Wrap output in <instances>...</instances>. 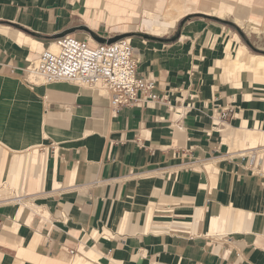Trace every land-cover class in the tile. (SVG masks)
I'll return each instance as SVG.
<instances>
[{"label":"crops","instance_id":"1","mask_svg":"<svg viewBox=\"0 0 264 264\" xmlns=\"http://www.w3.org/2000/svg\"><path fill=\"white\" fill-rule=\"evenodd\" d=\"M138 4L151 13L158 6ZM198 7L168 0L161 14L183 10L180 22ZM218 7L220 19L232 10L226 0ZM240 10L232 21L256 29L250 8ZM82 11L78 0H0V264H264V170L213 126L214 112L231 108L227 124L264 128V99L239 100L256 96L252 86L233 92L218 56L179 39L136 52L139 72L156 82L157 100L142 107L113 115L104 91L29 86L32 41L77 28ZM27 151L39 180L30 171L16 196L8 171L13 154ZM20 203L31 206L18 213ZM173 223L187 230H162Z\"/></svg>","mask_w":264,"mask_h":264},{"label":"bare ground","instance_id":"2","mask_svg":"<svg viewBox=\"0 0 264 264\" xmlns=\"http://www.w3.org/2000/svg\"><path fill=\"white\" fill-rule=\"evenodd\" d=\"M69 1L71 3L74 2V0H69ZM78 2L83 6V11L82 13H80L79 17L84 22L85 28L89 31L94 32L96 27L100 25L101 26L105 25L109 33L112 35V36H109V38H114V39L119 38L120 36H123L125 34L136 33V31L131 30L132 24H139L141 26V30L146 31L143 33L147 35L149 34V35L161 37V36L172 34L176 29L177 23L179 22L181 15L184 13L183 10H179L177 12L168 11L165 14H159V15L153 14L151 12H148L142 9L140 5L138 4V0H78ZM233 22L236 26L244 30L247 36L250 35L252 32H256V29L246 26L245 22L239 19H233ZM2 29L4 32L5 31L4 28ZM197 31L205 33V29L200 28V27H197ZM79 32L80 34H83L84 36L83 39L88 40L90 45L92 46L96 45L97 41L92 35H90V33L86 31H79ZM72 36H76V35H72ZM239 38L240 37H238V35L234 33L233 40L232 41L230 40L224 43V54H223V57L220 58V61L218 62L219 70L224 75L225 81L230 85L231 89H235V90L242 89V84H244V82L247 83L245 87H248V86L264 87V55L251 54L250 52H248L247 48L241 43ZM125 39L128 41V43L133 48V50H136L138 47L139 49H141L143 44L146 43L145 41L138 39L134 36H127ZM188 39L189 37L184 33V34H181L179 38V42L180 44L187 46ZM205 40H208V39L205 38ZM131 43H133V46L131 45ZM35 49H38V52H40L41 50H46V49H49V51H54L53 42L51 40L32 41V50H35ZM194 49H195V53L197 52L205 53V50L202 48V46L198 45ZM145 50H148V49H145ZM36 61H37V58L33 59L32 64L34 65ZM255 95L256 96L251 95V94H245L244 96L242 95L239 100L241 99L242 101L251 100L253 98H256L257 96L260 99H264V94L262 93L255 94ZM261 124L262 123H260L259 121L255 122L254 124L255 128L251 129L247 127V121L241 120L240 124L237 126H234L233 124L232 125L223 124V126H220L219 129L224 135L227 136V138L225 137L226 140L229 137L235 138V140L238 141V143H241V150H243L242 148H246L247 151L245 153L242 152L244 153L243 156L245 154L246 156L250 155L253 152L261 153L260 161H257L256 165L261 164V167L264 170V128L261 127ZM228 142L230 141L228 140ZM238 145H236V147ZM239 147L240 146H238V148ZM238 150H240V148ZM13 155H14V159L11 161V165H10L11 171H8L9 173L11 172V175L9 173L8 174L12 178L11 183L16 189V194H17L16 196H20L24 193L21 188L27 176L29 175L30 171L33 172V175L37 178V180H39L38 170L35 166L36 162L31 157L29 151L22 152L20 154H13ZM5 158H6V153L0 144V165L4 164ZM211 165H213V163H208V166H211ZM9 177H8V180H9ZM25 206H31V204L30 203H20L19 211L17 212L20 213L24 209ZM229 215L232 218L233 212L231 211ZM245 216L246 215L242 213L241 211H237L236 220H240V219L243 220ZM149 217L150 216H148L147 221H145V229H144L145 232L149 230V224H148ZM124 220L125 219H123V221ZM131 226H134V225L131 224ZM120 229H121V226H120ZM93 258H94V255H93Z\"/></svg>","mask_w":264,"mask_h":264},{"label":"built area","instance_id":"3","mask_svg":"<svg viewBox=\"0 0 264 264\" xmlns=\"http://www.w3.org/2000/svg\"><path fill=\"white\" fill-rule=\"evenodd\" d=\"M97 39L105 42H97L92 46L88 40L67 34L51 38L54 51L43 50L38 54L36 63L33 65L30 62L26 67L27 84L35 87L66 82L104 91L113 115L123 107H142L156 101L157 95L153 93L156 88L155 79L139 72L138 59L128 41L119 37L114 42L107 43L109 35H95V40ZM191 108L192 105H186L178 114L183 117ZM232 117L231 108L216 110L213 126L219 128ZM247 160L250 166L257 168L256 162L260 161V154L253 152L247 155ZM162 230L174 234L187 229L173 223Z\"/></svg>","mask_w":264,"mask_h":264},{"label":"rangeland","instance_id":"4","mask_svg":"<svg viewBox=\"0 0 264 264\" xmlns=\"http://www.w3.org/2000/svg\"><path fill=\"white\" fill-rule=\"evenodd\" d=\"M145 1V0H144ZM157 7L148 8L154 14H161L165 10L167 6L168 0H146ZM232 6L231 12L224 14L226 17L222 19L220 17V9L218 7L219 0H199V7L193 13L186 15L178 24L175 31L172 34L166 35L163 38L154 36V35H147L143 32L145 30H141V26L139 24H132V31H136V33L125 34L120 37L126 38L127 36H134L138 39L145 41L146 43L143 44L144 47L150 48L152 45L158 47L163 50H167L169 46L173 45L178 39L180 38L181 34H186L189 39L187 44H191L193 46L192 52L195 53L194 48L202 46L205 50H211L213 52V56H218L221 58L224 54V43L233 40V34H237L240 37L241 43L247 48L248 52L251 54H258L264 55V0H226ZM248 6L250 8L248 12V17L251 19L252 22L256 24V32H252L250 35L247 36L246 32L236 26L232 21L233 13L241 9L243 11V7ZM75 21L73 24L77 26L75 29H71L64 34L71 35L74 33V36L78 39H83V34H80L79 31H86L90 33L95 38V35L99 36H112L107 27L104 25H100L95 28V31H89L85 28L84 22L81 20L80 17H74ZM197 27L205 29V33L197 31ZM222 28V29H221ZM140 31V32H139ZM258 31V32H257ZM202 33V34H201ZM114 35V34H113ZM207 35V37H206ZM208 39V40H205ZM133 46V43H131ZM139 47L134 50L136 52L143 49ZM194 50V51H193ZM41 50L40 52H42ZM38 52V54H40ZM37 54V56H38ZM37 58V57H36ZM195 64L192 65L193 69ZM213 69H210L211 74L214 73ZM219 72V70H217ZM220 73V72H219ZM209 80L213 79L209 76ZM221 79V77H220ZM222 83L223 80L221 79ZM247 83L244 82L242 84V89L240 90H233V92H240L245 93L247 91L245 85ZM229 86V85H228ZM251 89L248 90L253 94H264V87H256L252 86ZM232 125V124H229ZM261 154V153H258Z\"/></svg>","mask_w":264,"mask_h":264},{"label":"water","instance_id":"5","mask_svg":"<svg viewBox=\"0 0 264 264\" xmlns=\"http://www.w3.org/2000/svg\"><path fill=\"white\" fill-rule=\"evenodd\" d=\"M118 38H116V39H114V38H109L108 40H107V43H112V42H114L115 40H117ZM97 42H99V43H104L105 42V40H103V39H97Z\"/></svg>","mask_w":264,"mask_h":264}]
</instances>
